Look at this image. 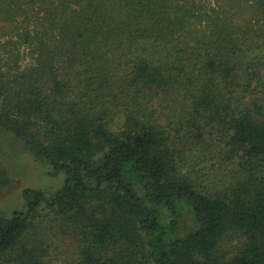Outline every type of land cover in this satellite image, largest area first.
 <instances>
[{
  "label": "trees",
  "instance_id": "trees-1",
  "mask_svg": "<svg viewBox=\"0 0 264 264\" xmlns=\"http://www.w3.org/2000/svg\"><path fill=\"white\" fill-rule=\"evenodd\" d=\"M235 36L195 0H0V129L65 176L0 209V264H46L28 242L44 221L81 241L80 264H264V63L249 70ZM163 99L177 134L220 138L218 183L187 170Z\"/></svg>",
  "mask_w": 264,
  "mask_h": 264
},
{
  "label": "rangeland",
  "instance_id": "rangeland-1",
  "mask_svg": "<svg viewBox=\"0 0 264 264\" xmlns=\"http://www.w3.org/2000/svg\"><path fill=\"white\" fill-rule=\"evenodd\" d=\"M202 15L212 20L228 22L236 35L243 52L248 69L254 64L264 63V13L258 0H195ZM203 25L213 29V24L203 20ZM211 31V30H207ZM24 51V50H23ZM4 50L0 48V55ZM23 57V54H22ZM253 58V59H252ZM252 59V60H251ZM23 64V63H22ZM27 63H24V65ZM261 80L256 83L259 98L264 99V64L260 70ZM174 104L166 99L156 105V111L161 124L173 135L180 144L179 157L187 162V170L194 169L202 177V182H219L221 174L233 164L224 154L220 138L209 129L201 137L198 134H186V129L177 134L180 126L178 116L173 113ZM194 137L190 138V137ZM0 170H4L11 180V186L6 188L0 197V209L7 214L15 210H23L25 203L22 193L26 189L40 190L47 196H54L64 185L65 176L54 173L48 165L36 161L28 152L12 139L11 135L0 129ZM215 189V188H213ZM212 190V189H211ZM210 188H204L208 193ZM43 220H47L42 216ZM39 241L44 248L46 264H80L83 248L81 241L67 231L55 229L51 223L44 221L35 225L29 232L28 242ZM238 234L229 235L220 249L225 255H235L241 245Z\"/></svg>",
  "mask_w": 264,
  "mask_h": 264
}]
</instances>
